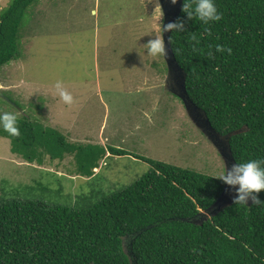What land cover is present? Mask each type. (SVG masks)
Wrapping results in <instances>:
<instances>
[{"label":"trees","instance_id":"trees-1","mask_svg":"<svg viewBox=\"0 0 264 264\" xmlns=\"http://www.w3.org/2000/svg\"><path fill=\"white\" fill-rule=\"evenodd\" d=\"M33 2L12 0L0 12V68L19 58L18 32ZM215 3L222 19L207 25L181 11L186 30L169 33L170 47L189 99L216 132L246 128L228 141L235 164L264 158V0ZM218 44L231 55L217 52ZM16 117L20 135L0 128V136L30 163L74 153L77 174L94 177L107 152L130 154L83 148L52 127L37 130L25 114ZM137 158L148 171L94 203L0 197V264H264V207L251 199L234 204V186L216 176ZM257 195L264 200V191Z\"/></svg>","mask_w":264,"mask_h":264},{"label":"rangeland","instance_id":"rangeland-1","mask_svg":"<svg viewBox=\"0 0 264 264\" xmlns=\"http://www.w3.org/2000/svg\"><path fill=\"white\" fill-rule=\"evenodd\" d=\"M11 1L0 0V12ZM154 8L153 0H34L27 6L20 56L0 68V112L25 114L37 130L52 127L83 148L113 146L130 154L107 152L87 177L77 174L74 153L30 163L0 136V197L94 203L148 171L138 156L216 177L226 173L216 146L165 90L163 56L147 54L145 44L162 38V12ZM57 81L71 93V105L56 94Z\"/></svg>","mask_w":264,"mask_h":264},{"label":"clouds","instance_id":"clouds-1","mask_svg":"<svg viewBox=\"0 0 264 264\" xmlns=\"http://www.w3.org/2000/svg\"><path fill=\"white\" fill-rule=\"evenodd\" d=\"M154 10L162 11L159 0H153ZM171 5H176L177 0H169ZM181 11L186 14L188 20L194 18L207 25L210 22H218L222 19V14L218 11L215 0H183ZM163 32H184L185 20L177 18L173 22L163 25ZM147 54L151 56L166 55L165 40L159 36L150 39L146 44ZM217 52H227L231 55V48L216 45ZM56 94L63 103L71 105L73 97L63 86L61 81L54 85ZM0 128L12 136H19L20 130L17 126V117L11 112H0ZM224 183L230 186H238L237 195L233 198V203L237 205H247L251 199L252 206L264 207V200L257 195L264 191V158L248 159L246 162L234 164L226 173L223 171L217 176Z\"/></svg>","mask_w":264,"mask_h":264},{"label":"water","instance_id":"water-1","mask_svg":"<svg viewBox=\"0 0 264 264\" xmlns=\"http://www.w3.org/2000/svg\"><path fill=\"white\" fill-rule=\"evenodd\" d=\"M161 9H162V28L164 24L173 22L176 20L177 16L181 12L183 0H177L176 5H171L169 0H159ZM169 33L163 32L162 29V38L165 40L166 44V55H162L166 64L167 74L164 82L165 90L169 91L173 95L177 96L183 103L184 109L189 116L190 120L194 125L216 146L219 151V154L225 162L226 172L231 169L235 164V161L232 157L230 147H229V138L240 132L246 130L245 127L240 129L228 132L225 135H220L216 130L211 126L209 119L205 115V112L197 107L190 99L185 88V73L179 67L176 62L175 56L171 50L169 43ZM1 94V93H0ZM238 186H234L236 190Z\"/></svg>","mask_w":264,"mask_h":264}]
</instances>
